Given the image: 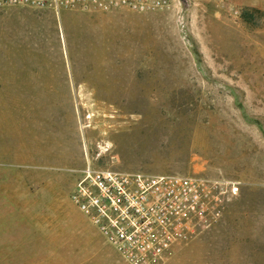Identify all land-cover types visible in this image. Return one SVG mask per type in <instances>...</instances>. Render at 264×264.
I'll use <instances>...</instances> for the list:
<instances>
[{"label":"rangeland","instance_id":"rangeland-1","mask_svg":"<svg viewBox=\"0 0 264 264\" xmlns=\"http://www.w3.org/2000/svg\"><path fill=\"white\" fill-rule=\"evenodd\" d=\"M88 163L238 180L168 264H264V0L0 6V264H68L73 216L127 264L69 198Z\"/></svg>","mask_w":264,"mask_h":264},{"label":"built area","instance_id":"built-area-1","mask_svg":"<svg viewBox=\"0 0 264 264\" xmlns=\"http://www.w3.org/2000/svg\"><path fill=\"white\" fill-rule=\"evenodd\" d=\"M190 0H0V6L63 10L150 11ZM240 182L225 177L81 170L70 200L127 264H168L176 250L223 217Z\"/></svg>","mask_w":264,"mask_h":264},{"label":"crops","instance_id":"crops-1","mask_svg":"<svg viewBox=\"0 0 264 264\" xmlns=\"http://www.w3.org/2000/svg\"><path fill=\"white\" fill-rule=\"evenodd\" d=\"M73 220L68 223V221H65L68 223V230L69 233L67 234L66 238H62L64 244L69 247L68 250L59 249L58 256L62 259L69 260L68 264H89L92 262L94 258L99 257V260L105 261V264H118L115 260H113V257H111L109 250L106 248L100 247V243L95 240L94 235L95 232H93L91 229H89L87 234L85 235L84 230H86L84 227L80 226L74 219V216L72 218ZM97 233V232H96ZM70 235L79 237L80 241L78 243H75V245L72 243L73 239H70ZM107 242V241H105ZM6 244L10 245L8 241L5 242ZM13 243V242H11ZM108 243V242H107ZM104 244V242H103ZM109 244V243H108ZM110 245V244H109ZM112 246V245H111ZM113 247V246H112ZM118 253V252H117ZM119 255V253H118ZM120 256V255H119ZM121 257V256H120ZM122 259V258H121ZM50 260V257L48 261ZM123 260V259H122ZM113 261V262H112ZM124 261V260H123ZM102 264V263H99Z\"/></svg>","mask_w":264,"mask_h":264}]
</instances>
